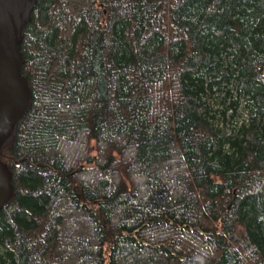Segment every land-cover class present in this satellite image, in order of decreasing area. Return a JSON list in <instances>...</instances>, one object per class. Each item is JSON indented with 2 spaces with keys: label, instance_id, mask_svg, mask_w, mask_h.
Masks as SVG:
<instances>
[{
  "label": "trees",
  "instance_id": "1",
  "mask_svg": "<svg viewBox=\"0 0 264 264\" xmlns=\"http://www.w3.org/2000/svg\"><path fill=\"white\" fill-rule=\"evenodd\" d=\"M21 50L0 264H264V0H37Z\"/></svg>",
  "mask_w": 264,
  "mask_h": 264
},
{
  "label": "water",
  "instance_id": "2",
  "mask_svg": "<svg viewBox=\"0 0 264 264\" xmlns=\"http://www.w3.org/2000/svg\"><path fill=\"white\" fill-rule=\"evenodd\" d=\"M37 0H0V153L10 146L31 107V90L22 67L24 26ZM16 196L13 173L0 158V211Z\"/></svg>",
  "mask_w": 264,
  "mask_h": 264
}]
</instances>
